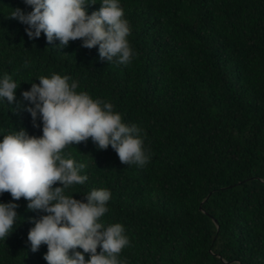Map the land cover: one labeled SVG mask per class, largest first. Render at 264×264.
<instances>
[{
  "label": "trees",
  "instance_id": "1",
  "mask_svg": "<svg viewBox=\"0 0 264 264\" xmlns=\"http://www.w3.org/2000/svg\"><path fill=\"white\" fill-rule=\"evenodd\" d=\"M86 3L91 15L102 0ZM119 3L131 29L127 65L101 60L98 46L81 40L60 48L43 33L30 39L11 14L32 8L0 0V79L7 73L18 85L13 104L0 98V141L21 128L41 137L42 119L34 126L22 92L41 76H68L77 93L111 103L142 130L143 167L122 164L91 138L62 153L87 164L80 175L88 177L65 195L86 202L93 189L111 192L99 222L123 225L121 264H264V0ZM0 203L18 204L0 264H47V246L33 253L27 239L45 213L7 192Z\"/></svg>",
  "mask_w": 264,
  "mask_h": 264
},
{
  "label": "clouds",
  "instance_id": "2",
  "mask_svg": "<svg viewBox=\"0 0 264 264\" xmlns=\"http://www.w3.org/2000/svg\"><path fill=\"white\" fill-rule=\"evenodd\" d=\"M24 3L32 11L24 14L15 9L11 18L28 26L25 31L30 39L43 33L48 44L58 40L60 48L81 40L84 48L98 46L101 60L131 63L134 53L127 39L131 29L119 0H102L100 9L91 15L86 12L90 5L86 0ZM37 80L39 84L31 83V89L22 92V97L33 105L25 110L34 126L38 115L42 119L43 135L30 136L21 128L0 141V195L10 193L13 201L23 198L28 202V211L45 213L31 221L34 227L27 239L33 253L41 245L47 246L43 256L47 264H121L119 254L129 244L123 225L105 227L99 222L108 212L111 192L93 189L84 196L86 202L65 195L66 189L84 184L88 177L80 175L87 164H77L62 153L66 147L91 138L99 150L111 146L122 164L143 167L149 157L142 130L123 123L111 103L94 100L86 92L77 93L78 83L69 84L68 76L52 74ZM17 88L12 76L5 73L0 79V98L13 104ZM56 184L61 187H53ZM17 208L16 203H0V240L10 235L18 217Z\"/></svg>",
  "mask_w": 264,
  "mask_h": 264
}]
</instances>
